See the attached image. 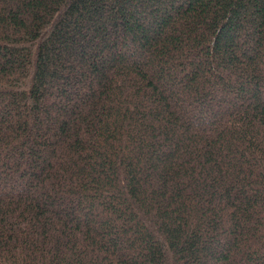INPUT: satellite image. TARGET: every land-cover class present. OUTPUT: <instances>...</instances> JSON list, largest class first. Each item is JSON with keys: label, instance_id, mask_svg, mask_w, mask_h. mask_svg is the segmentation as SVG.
Returning <instances> with one entry per match:
<instances>
[{"label": "trees", "instance_id": "1", "mask_svg": "<svg viewBox=\"0 0 264 264\" xmlns=\"http://www.w3.org/2000/svg\"><path fill=\"white\" fill-rule=\"evenodd\" d=\"M0 264H264V0H0Z\"/></svg>", "mask_w": 264, "mask_h": 264}, {"label": "rangeland", "instance_id": "2", "mask_svg": "<svg viewBox=\"0 0 264 264\" xmlns=\"http://www.w3.org/2000/svg\"><path fill=\"white\" fill-rule=\"evenodd\" d=\"M11 183V182H10Z\"/></svg>", "mask_w": 264, "mask_h": 264}]
</instances>
